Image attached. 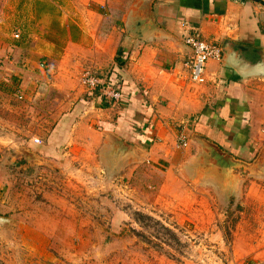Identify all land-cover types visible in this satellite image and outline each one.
Masks as SVG:
<instances>
[{"label": "rangeland", "instance_id": "374dc122", "mask_svg": "<svg viewBox=\"0 0 264 264\" xmlns=\"http://www.w3.org/2000/svg\"><path fill=\"white\" fill-rule=\"evenodd\" d=\"M10 1L0 0V11ZM124 9L114 5L102 24L128 40L135 32L124 31ZM2 54L0 264H264L245 252L250 245L264 249V177L246 183L257 184L253 199L244 186L228 206L187 177L146 162L124 164L119 153L113 159L107 150L119 152L121 141L140 147L121 135L119 123H93L87 105L52 89L49 59L33 58L28 75ZM114 68L95 76L105 80ZM85 119L88 129L78 126ZM60 123L62 135L54 141ZM79 128L86 141L76 138ZM95 132L99 144L91 148Z\"/></svg>", "mask_w": 264, "mask_h": 264}, {"label": "crops", "instance_id": "0c3cea01", "mask_svg": "<svg viewBox=\"0 0 264 264\" xmlns=\"http://www.w3.org/2000/svg\"><path fill=\"white\" fill-rule=\"evenodd\" d=\"M128 2H6L0 11V54L2 49L4 53L1 57L13 58L12 63L22 65L27 73L35 64L33 58L44 57L54 62L48 71L52 74L51 88L74 96L78 105H87L94 112L89 116L95 117L93 123H119L121 135L145 152L143 162L167 175L187 177L194 183L189 170L198 153V144L192 140L194 135L217 143L238 159L253 161L264 148V87L260 88L264 86V10L244 0H154L155 21L174 41L143 40L136 26L128 27ZM117 3L125 5L124 31L135 32L128 35V40L118 38L115 27L102 24ZM119 13L123 14V10ZM10 31L14 33L10 35ZM195 33L222 52L220 61H207L197 84L185 68L191 55L185 41ZM56 47L61 48L57 55L51 51ZM240 47L245 48V53L252 52L253 57H241L237 52ZM118 61L123 66H118ZM114 64L105 80L120 91L118 105L103 99L98 90L89 96L77 77L82 65H88V71L95 75L103 74ZM4 73H0L3 80L7 77ZM78 126L88 129L91 125L85 119ZM60 127L61 123L51 133L54 141L62 135ZM77 133L76 138L80 136L86 141L80 135L81 128ZM181 136L186 147L177 144ZM97 139V133H91L87 142L91 148H97ZM250 179L240 183L238 195L224 201L226 205L242 195L244 186V190L248 188L246 197L254 198L257 184L250 183L248 187ZM204 185L206 191L217 194L210 183ZM260 196L264 199V189ZM235 234L243 235L239 231ZM253 246L245 252L257 261L264 259V249L257 245L253 250Z\"/></svg>", "mask_w": 264, "mask_h": 264}, {"label": "water", "instance_id": "95a60500", "mask_svg": "<svg viewBox=\"0 0 264 264\" xmlns=\"http://www.w3.org/2000/svg\"><path fill=\"white\" fill-rule=\"evenodd\" d=\"M256 3L264 7V0H244ZM154 0H135L128 17V27L136 26L143 40L149 38H174L155 21L152 5ZM239 50H245L242 47ZM112 136V135H111ZM192 140L198 144V153L190 162L189 170L194 176L195 184L210 183L218 197L225 202L236 198L239 185L247 177H264V148L260 150L257 157L247 162L236 158L233 154L224 151L217 143L200 135H194ZM120 151L109 147V155L114 159L119 153L122 163H141L145 152L139 147L122 142Z\"/></svg>", "mask_w": 264, "mask_h": 264}, {"label": "built area", "instance_id": "2783aa9c", "mask_svg": "<svg viewBox=\"0 0 264 264\" xmlns=\"http://www.w3.org/2000/svg\"><path fill=\"white\" fill-rule=\"evenodd\" d=\"M185 43L191 49V55L185 63V68L188 70L191 81L197 84L204 75L207 61H220L222 52L219 47L204 42L198 33L188 37ZM79 83L89 96L99 90L102 98L112 105L121 101L120 93L113 86L108 85L106 80L97 78L88 70L80 75ZM177 144L179 147L187 146V142L182 136L179 137Z\"/></svg>", "mask_w": 264, "mask_h": 264}, {"label": "flooded vegetation", "instance_id": "af4514ba", "mask_svg": "<svg viewBox=\"0 0 264 264\" xmlns=\"http://www.w3.org/2000/svg\"><path fill=\"white\" fill-rule=\"evenodd\" d=\"M238 52V54L241 56V57H243V56H245L246 58H252L253 56V53L252 52H249V53H245L244 52V50H238L237 51ZM252 53V54H251Z\"/></svg>", "mask_w": 264, "mask_h": 264}, {"label": "trees", "instance_id": "16d2710c", "mask_svg": "<svg viewBox=\"0 0 264 264\" xmlns=\"http://www.w3.org/2000/svg\"><path fill=\"white\" fill-rule=\"evenodd\" d=\"M122 63H123V62H119V61H118V66H120V67L123 66ZM106 82L108 83V81H106ZM108 85L113 86V85H111L110 83H108ZM115 89H116V88H115ZM116 90H117V89H116ZM117 91L120 93L119 90H117ZM98 92L100 93L99 90H98ZM120 95H121V93H120Z\"/></svg>", "mask_w": 264, "mask_h": 264}]
</instances>
